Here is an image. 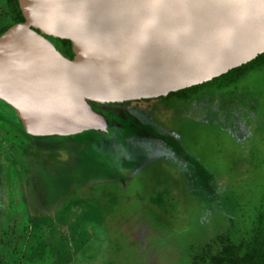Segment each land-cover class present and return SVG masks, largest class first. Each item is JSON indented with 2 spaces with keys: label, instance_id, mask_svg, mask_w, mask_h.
Masks as SVG:
<instances>
[{
  "label": "rangeland",
  "instance_id": "obj_1",
  "mask_svg": "<svg viewBox=\"0 0 264 264\" xmlns=\"http://www.w3.org/2000/svg\"><path fill=\"white\" fill-rule=\"evenodd\" d=\"M10 12L0 0V28ZM227 91L214 105L201 90L188 112L176 106L174 132L133 105L103 110L107 133L72 135L86 165L106 167L81 176L62 147H38L0 122V264H191L218 234L237 242L264 208V66ZM110 145L124 160L110 161ZM52 169L76 181L57 190Z\"/></svg>",
  "mask_w": 264,
  "mask_h": 264
},
{
  "label": "water",
  "instance_id": "obj_2",
  "mask_svg": "<svg viewBox=\"0 0 264 264\" xmlns=\"http://www.w3.org/2000/svg\"><path fill=\"white\" fill-rule=\"evenodd\" d=\"M0 33V100L25 133H107L90 102L197 85L264 52V0H17ZM46 36L68 39L73 57Z\"/></svg>",
  "mask_w": 264,
  "mask_h": 264
},
{
  "label": "trees",
  "instance_id": "obj_3",
  "mask_svg": "<svg viewBox=\"0 0 264 264\" xmlns=\"http://www.w3.org/2000/svg\"><path fill=\"white\" fill-rule=\"evenodd\" d=\"M7 4L10 8V19L7 23H5L0 28V33L5 30L9 25L23 21L24 18L21 14V11L18 6L17 0H6ZM57 41V49L61 51L60 53L68 56L73 54L72 48H71V42L68 39H61V38H55ZM264 66V52L261 54H258L254 59L248 61L247 63H244L238 67L232 68L228 70L227 72L216 76L209 81L193 85L190 87H186L183 89H179L174 92H169L167 95V98L163 99V102H166L169 100L172 96H177L182 99L195 97V95L198 94L203 89H207L208 92L217 91L220 96H222V93L226 94H232L228 90V87L231 86L235 81H237L241 76L249 72L250 70L258 69ZM213 96V94H211ZM1 103L5 104L6 107L11 109L14 112V109L4 103L2 100H0ZM130 101H126L123 103H97L94 101H91L90 104L92 107H97L95 109L100 110L101 112L103 110H110L112 114H115L112 112L111 108L113 106L117 107H123L125 108L128 106V103ZM164 104V103H163ZM167 106V105H164ZM4 110L0 111V119L4 122H7L9 124H14V121L17 123V128L19 131L24 135L28 136L31 141H33L36 144H39L38 147H44V148H52V147H69V152L72 153L71 146L76 145L78 146V141L75 140V137L72 135L63 137L59 135H49V136H31L27 133H25L20 126V122L18 119H10L14 117V115L10 112V118L5 115V111L9 112L8 109L3 107ZM130 109V108H129ZM138 109H132V112L135 114H141L144 116L147 124L150 123L153 125V123H157L151 115L148 113H142L143 111ZM131 110V109H130ZM139 112V113H136ZM168 110L166 109L165 113H167ZM116 114L121 115V112H117ZM16 118V117H15ZM159 124V123H157ZM164 129L168 130L164 125L159 124ZM169 131V130H168ZM105 133V132H103ZM72 137V138H71ZM71 139L72 141L70 144L68 141H63L67 139ZM74 138V139H73ZM38 140H43L42 142ZM71 148V149H70ZM109 150H112L110 153V161L118 162L120 160H124V156L122 153H116L115 150L112 149L111 145L109 146ZM82 156V155H81ZM113 156V157H112ZM69 169L77 172H81L85 170V167L83 164H79L77 167H74V165H65ZM87 167H94L95 171H100L102 169H105L103 164H98L94 162V164L89 165L87 164ZM94 173V172H93ZM191 264H264V208L259 213L257 222L253 224V226L246 232L245 234H242L240 239L237 242H234L230 239V237L227 234H218L214 238L210 239L209 241L196 246L191 255Z\"/></svg>",
  "mask_w": 264,
  "mask_h": 264
},
{
  "label": "flooded vegetation",
  "instance_id": "obj_4",
  "mask_svg": "<svg viewBox=\"0 0 264 264\" xmlns=\"http://www.w3.org/2000/svg\"><path fill=\"white\" fill-rule=\"evenodd\" d=\"M46 38H48V40H50L55 47L57 46V41H56V39L54 37L46 36ZM73 55L74 54H71V55H68L66 57L72 58ZM203 90H204L205 94L208 95V101L211 102V104H213L212 102L217 98L218 92L217 91H213V92H210L209 91L208 92L207 89H203ZM211 94H213V96H211ZM167 95L166 96H159V97H155V98H145V99L132 100V101H130L128 103V106L130 107V105L131 106L133 105V106H135L134 108H136V109L140 108L143 111V113H145V114L148 113L149 115H151V117L157 123H159L161 125H164L169 131H173L174 132V129L172 128V126L170 124H172V121L173 120L180 119V118L184 117V116H178V113H176V109H177L176 106H179L180 108H182V110H181L182 113L185 112V111L188 112L189 106H187V105H188V103L190 102V100L194 96L191 97V98H186V99H182V98H179L177 96H172V97L169 98V100H167L166 102H163L162 100L165 99V98H167ZM209 96L214 97V99L209 98ZM161 97L163 99H161ZM216 100H218V98ZM158 103H159V106H157ZM161 103H164V105H167L165 107L167 108L168 112L165 113V116L164 117H157V116H155V114H157V110L159 109ZM216 105L217 106H220V110L221 111H224V109H221V105H219V103H216ZM223 107H224V105H223ZM93 108H97V107L94 106ZM169 113L172 114L171 117H169V115H168ZM7 116H9V118H10V115L9 114ZM10 119H12V120L18 119L17 116H16V113H15L14 117H12ZM0 122L6 124L8 126H10L14 131H16L18 134H20L27 142L28 141L29 142L31 141L28 136H24L19 131V129L17 128V124H16L17 122L16 121H14V124H12V125L9 124V123H7V122L2 121L1 119H0ZM19 122H20V120H19ZM107 122H108V120H107ZM108 125H109V123H108ZM20 126L22 127L21 122H20ZM22 129H23V127H22ZM63 137H66V136H63ZM71 148L73 149L71 155H69V153H68L70 151L69 150V147L62 146V148L59 149V150H63L66 153L65 162H68V163H65L64 162L65 165H74V167H77L79 164H83L84 167H85V170H83V171H86L87 165L85 163L87 161L84 160V156H81L82 155L81 152H84V151L80 149V146H74V147H71ZM74 151H75V153H73ZM67 153H68V155H67ZM78 154H79V156H78ZM73 155H75L76 157H74ZM52 168H57V165L53 166ZM54 171H53V169L52 170H47V174L49 172L47 179L56 180V182L60 184L58 187H56L57 190H60L61 188H63V185L64 186H66V185H69L70 186V183L72 181H76L75 180L77 178L76 176L74 178L70 179V180H67V178L64 175H59L58 176ZM83 171L81 173H79L80 176L85 174V172H83ZM47 174H43V175L42 174H40V175L38 174V178L45 177ZM63 177H64V180H62ZM41 183H42V185L45 184L43 182H41ZM46 184H51V183L48 182ZM57 193L60 194L61 191H58Z\"/></svg>",
  "mask_w": 264,
  "mask_h": 264
}]
</instances>
